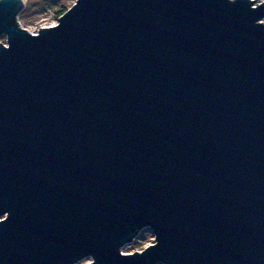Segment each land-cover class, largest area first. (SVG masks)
<instances>
[{"label": "water", "instance_id": "95a60500", "mask_svg": "<svg viewBox=\"0 0 264 264\" xmlns=\"http://www.w3.org/2000/svg\"><path fill=\"white\" fill-rule=\"evenodd\" d=\"M23 7L0 0V264H264V1L75 0L35 34Z\"/></svg>", "mask_w": 264, "mask_h": 264}, {"label": "rangeland", "instance_id": "374dc122", "mask_svg": "<svg viewBox=\"0 0 264 264\" xmlns=\"http://www.w3.org/2000/svg\"><path fill=\"white\" fill-rule=\"evenodd\" d=\"M24 7L18 15V23L30 33H36L39 28L57 24L59 12L70 8L75 0H23ZM264 0H256L260 3ZM264 22V20H263ZM0 43H6V37L0 36ZM154 243V237L149 229L139 232L132 243L127 244L121 250L124 254L140 252ZM91 259L86 258L77 264H87Z\"/></svg>", "mask_w": 264, "mask_h": 264}, {"label": "trees", "instance_id": "16d2710c", "mask_svg": "<svg viewBox=\"0 0 264 264\" xmlns=\"http://www.w3.org/2000/svg\"><path fill=\"white\" fill-rule=\"evenodd\" d=\"M66 10H67V9H64L63 11L59 12L58 17L61 16Z\"/></svg>", "mask_w": 264, "mask_h": 264}]
</instances>
